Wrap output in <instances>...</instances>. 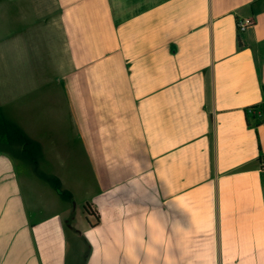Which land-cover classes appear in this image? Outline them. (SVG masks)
<instances>
[{
    "label": "crops",
    "instance_id": "obj_1",
    "mask_svg": "<svg viewBox=\"0 0 264 264\" xmlns=\"http://www.w3.org/2000/svg\"><path fill=\"white\" fill-rule=\"evenodd\" d=\"M31 1L0 34V264H264V0Z\"/></svg>",
    "mask_w": 264,
    "mask_h": 264
},
{
    "label": "rangeland",
    "instance_id": "obj_2",
    "mask_svg": "<svg viewBox=\"0 0 264 264\" xmlns=\"http://www.w3.org/2000/svg\"><path fill=\"white\" fill-rule=\"evenodd\" d=\"M17 2L15 3V0L13 1L12 0H0V31H1L0 34H2L3 36L2 35L1 36L4 38L3 48L10 45L9 43L12 38L10 36H15L16 34H18V31L22 29V26H20V24L14 19V13L16 14V11H15V7H12V6H17V5L25 6L26 4L32 1L30 0L27 2L26 0H19V2L18 3ZM103 2L105 3L106 0H100V3H103ZM102 13L103 12H100V18L102 16ZM17 15L19 16L23 15L22 16L23 22H31V17L26 12H19ZM38 106L39 108H36V106H34L32 110L34 111L35 115H37L36 117H38L39 120H34V117L28 118L27 114L25 116V113L22 114L21 122H22V125L24 126L25 131L31 132L35 136L36 140L40 141L41 144H43L44 142V140L41 139V136L44 133L48 134L47 136L49 137L48 138L49 142L50 141H54L56 143L60 142V137L59 135H57L59 134L58 129L60 127V124L56 123L54 120L42 121L40 117L38 116L41 110V105H38ZM9 119L11 120V118ZM15 119L17 120V118ZM3 136H4L5 142L2 141ZM12 137H14L13 130L10 128H7L5 124L0 123V150L10 152V153H14V152L16 153V151L19 150L17 147L12 146L13 144L9 143L10 141L9 139ZM47 145L48 144H46V146ZM60 150H65V148H62V149L60 148ZM18 165H19L18 169L20 173L21 172L25 173V176L26 174L30 175L31 171L27 172L28 165L26 166L27 170L25 172L22 170V166L20 164ZM25 176L23 175L21 178L22 179L21 186L22 188H24V192L27 193L28 191H31L38 198L34 202L35 204L44 203V196H45L44 193L50 189L49 186L47 187L46 184L28 183V177H25ZM73 190L76 192V197L78 198L79 194L77 195V193L79 192V190H76V189H73ZM74 201H76L77 203V199H74ZM79 207L80 206H77V209L75 210L77 214H79Z\"/></svg>",
    "mask_w": 264,
    "mask_h": 264
},
{
    "label": "built area",
    "instance_id": "obj_3",
    "mask_svg": "<svg viewBox=\"0 0 264 264\" xmlns=\"http://www.w3.org/2000/svg\"><path fill=\"white\" fill-rule=\"evenodd\" d=\"M253 25L252 19H241L236 21V29L238 34L244 32ZM260 166L264 167V158H260Z\"/></svg>",
    "mask_w": 264,
    "mask_h": 264
},
{
    "label": "trees",
    "instance_id": "obj_4",
    "mask_svg": "<svg viewBox=\"0 0 264 264\" xmlns=\"http://www.w3.org/2000/svg\"><path fill=\"white\" fill-rule=\"evenodd\" d=\"M84 208V212L88 215V216H93L95 218V224L99 222V217L97 216V214L91 209L89 204H84L83 206Z\"/></svg>",
    "mask_w": 264,
    "mask_h": 264
}]
</instances>
